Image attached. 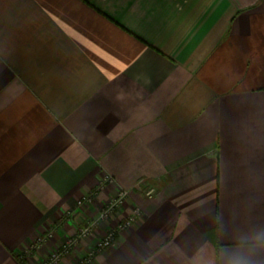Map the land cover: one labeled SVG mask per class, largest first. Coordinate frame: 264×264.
Segmentation results:
<instances>
[{
	"label": "crops",
	"instance_id": "obj_1",
	"mask_svg": "<svg viewBox=\"0 0 264 264\" xmlns=\"http://www.w3.org/2000/svg\"><path fill=\"white\" fill-rule=\"evenodd\" d=\"M103 171L129 194L58 264H197L264 229V0H0V264L97 217Z\"/></svg>",
	"mask_w": 264,
	"mask_h": 264
},
{
	"label": "built area",
	"instance_id": "obj_2",
	"mask_svg": "<svg viewBox=\"0 0 264 264\" xmlns=\"http://www.w3.org/2000/svg\"><path fill=\"white\" fill-rule=\"evenodd\" d=\"M153 191L154 188L151 186L146 189L145 193L148 196H151L153 194ZM128 194V190L123 188L118 192L117 196H115L108 202L106 201L102 206L98 217L86 220L83 226L78 228L75 236L68 237V239L64 243L58 245L59 247H55V250L50 253L43 264H58L61 257L66 254L73 246L78 244L81 239L90 236L101 221L111 218V216L115 212L120 211ZM95 196V194L83 196L82 199L79 200V203H91L96 198ZM139 213V208L134 207L125 220H118L117 224L114 227H108L103 235L99 238V240H97L95 246L84 257L83 261L89 262L97 250L109 247L113 243H115L117 241L118 231L135 221Z\"/></svg>",
	"mask_w": 264,
	"mask_h": 264
},
{
	"label": "clouds",
	"instance_id": "obj_3",
	"mask_svg": "<svg viewBox=\"0 0 264 264\" xmlns=\"http://www.w3.org/2000/svg\"><path fill=\"white\" fill-rule=\"evenodd\" d=\"M264 255V229L242 237L230 247H221L197 261V264H257Z\"/></svg>",
	"mask_w": 264,
	"mask_h": 264
},
{
	"label": "rangeland",
	"instance_id": "obj_4",
	"mask_svg": "<svg viewBox=\"0 0 264 264\" xmlns=\"http://www.w3.org/2000/svg\"><path fill=\"white\" fill-rule=\"evenodd\" d=\"M115 183V180H114V176H113V174L111 173V172H109V171H103V172H101L100 173V175H99V179H98V182H97V184L94 186V187H92V188H90L89 190H88V192H86L85 194H83V196H86V195H89V194H95L96 196L95 197H97V196H99V194L100 193H105V194H108V197H107V199H106V201L108 202V201H110L112 198H114L115 196H117V194H118V192L121 190V189H123L121 186H115L116 187V189H115V191H114V193H108L107 191V189H108V187L110 186V185H113ZM82 196V197H83ZM82 197L80 198V199H82ZM95 200V199H94ZM79 202V201H78ZM79 204H82V203H79ZM105 203H101V207H99L98 209H99V211H98V215H99V213H100V211H101V209H102V206L104 205ZM98 217V216H97ZM92 218V217H91ZM91 218H89V219H91ZM94 218H96V217H94ZM89 219H86V220H89ZM83 226V225H82ZM82 226H80V227H82ZM79 227V228H80ZM53 232H54V229L53 228H50V230H48V232H47V234L46 235H43V236H39L38 237V239L36 240V242L34 243V245H39V244H41V243H44L46 240H48V239H50L51 237H53ZM77 233V232H76ZM73 236H75V234L74 235H72L71 237H73ZM99 240V239H98ZM64 243V242H63ZM55 247H59L58 245H56ZM54 247V248H55ZM51 249V252H53L55 249ZM50 252V253H51ZM50 255V254H49ZM48 255V256H49ZM47 256V257H48ZM47 259V258H46Z\"/></svg>",
	"mask_w": 264,
	"mask_h": 264
}]
</instances>
